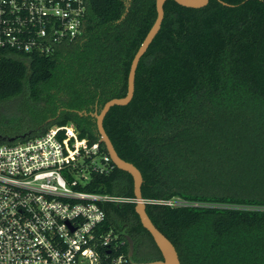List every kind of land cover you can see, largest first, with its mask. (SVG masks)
Returning a JSON list of instances; mask_svg holds the SVG:
<instances>
[{
    "label": "trees",
    "instance_id": "1",
    "mask_svg": "<svg viewBox=\"0 0 264 264\" xmlns=\"http://www.w3.org/2000/svg\"><path fill=\"white\" fill-rule=\"evenodd\" d=\"M164 12L139 62L134 97L110 109L105 131L119 157L141 172L144 199L179 197L215 206L147 205L181 264H264V210L216 207H264L263 197L231 192L241 184L264 185V0H210L202 9L169 0ZM156 18V0H88L84 35L54 55H25L0 45V104L21 95L36 103L56 81L62 97H54V113L63 108L61 117L0 144L69 123L81 137L99 140L95 118L84 115L127 95L133 59ZM204 183L226 190L202 193ZM87 190L135 197L133 178L117 167L94 175ZM104 209L101 231L119 236L113 245L120 244V254L128 256L127 235L147 262L162 261L135 204Z\"/></svg>",
    "mask_w": 264,
    "mask_h": 264
},
{
    "label": "built area",
    "instance_id": "2",
    "mask_svg": "<svg viewBox=\"0 0 264 264\" xmlns=\"http://www.w3.org/2000/svg\"><path fill=\"white\" fill-rule=\"evenodd\" d=\"M88 0H0V45L25 55L52 56L86 29ZM99 140L73 124L0 144V264H131L119 236L102 232L106 204L137 198L89 192L94 175L115 169ZM174 209L215 207L176 197L146 200Z\"/></svg>",
    "mask_w": 264,
    "mask_h": 264
},
{
    "label": "water",
    "instance_id": "3",
    "mask_svg": "<svg viewBox=\"0 0 264 264\" xmlns=\"http://www.w3.org/2000/svg\"><path fill=\"white\" fill-rule=\"evenodd\" d=\"M169 0H156V10H157V18L155 20L154 25L150 29L146 38L144 39L142 45L140 46L138 52L136 53L130 73L128 78V92L127 95L123 98H115L108 101L100 112H96L92 114V117L96 120L97 134L100 144L104 145V148L108 155L110 156L114 165L121 171L128 173L133 178L134 182V195L140 202L136 205V212L140 218L142 226L150 233L153 238L155 245L162 255V261L160 262H151V263H138L135 260V244L131 237L125 235V238L129 245L128 259L131 264H181L178 252L175 246L171 243V241L160 232L156 226L150 220L147 212H146V204L142 202V184L143 177L141 172L131 163L124 161L121 159L107 135L104 128V119L110 109L114 106H126L128 105L133 97L135 92V77L136 71L139 65L141 58L145 55L148 48L154 41L155 37L159 33L161 29V25L164 20V5ZM178 5L191 9H202L205 8L210 0H173Z\"/></svg>",
    "mask_w": 264,
    "mask_h": 264
},
{
    "label": "rangeland",
    "instance_id": "4",
    "mask_svg": "<svg viewBox=\"0 0 264 264\" xmlns=\"http://www.w3.org/2000/svg\"><path fill=\"white\" fill-rule=\"evenodd\" d=\"M59 82L53 81L44 87L42 100L38 102L31 101L27 95H21L7 100L0 104V139L16 138L27 133L29 130L37 127L46 118L50 122L54 121L56 117H61L63 108L55 111V98L62 97L59 93ZM55 97V98H54ZM58 106L60 102H57ZM62 107V106H61ZM50 109V110H49ZM49 110V111H48ZM82 114V112H79ZM43 123V122H42ZM75 125V124H74ZM264 173V169L262 170ZM261 178L262 176L259 175ZM202 193L206 194H223L226 189L218 187L213 184H205L199 187ZM199 190V189H198ZM239 194L242 197H263L264 198V185H256L248 187L247 185L236 186L231 192ZM213 206V205H212ZM219 208H239V209H258L264 210V207H237V206H216ZM149 248V246H148ZM143 254L148 253L145 249Z\"/></svg>",
    "mask_w": 264,
    "mask_h": 264
},
{
    "label": "flooded vegetation",
    "instance_id": "5",
    "mask_svg": "<svg viewBox=\"0 0 264 264\" xmlns=\"http://www.w3.org/2000/svg\"><path fill=\"white\" fill-rule=\"evenodd\" d=\"M127 6H128V4H127ZM96 112H98L97 110H94V112H90V113H85V115L84 116H91L92 117V114H94V113H96ZM50 121V120H49ZM48 121V122H49ZM139 251H140V248L138 249V251H136L135 252V257H136V262H138V263H149V262H147V260L146 259H144V257H142V256H140L141 254L139 253ZM161 260H158L157 262H160ZM151 263V262H150Z\"/></svg>",
    "mask_w": 264,
    "mask_h": 264
}]
</instances>
